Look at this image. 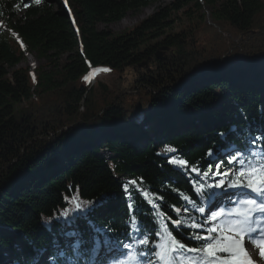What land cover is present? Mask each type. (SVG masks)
I'll use <instances>...</instances> for the list:
<instances>
[{"label":"trees","instance_id":"1","mask_svg":"<svg viewBox=\"0 0 264 264\" xmlns=\"http://www.w3.org/2000/svg\"><path fill=\"white\" fill-rule=\"evenodd\" d=\"M159 1L0 0V264L58 243L55 264H106L77 256L73 234L151 263L167 241L184 246L175 264H214V242L194 237L215 185L248 182L229 162L240 150L264 164V0H175L122 33L98 27ZM26 50L51 68H19Z\"/></svg>","mask_w":264,"mask_h":264},{"label":"snow or ice","instance_id":"2","mask_svg":"<svg viewBox=\"0 0 264 264\" xmlns=\"http://www.w3.org/2000/svg\"><path fill=\"white\" fill-rule=\"evenodd\" d=\"M35 3L39 4L40 0H35ZM96 71H99V69H96ZM87 80L88 77H85ZM210 154V153H209ZM171 162V161H170ZM230 163H239L240 168L243 167V161L239 160V157H236L233 161ZM191 171L195 172L196 169H190ZM239 171V169H237ZM223 175H229L230 173L224 172ZM241 179H243V173L241 174ZM215 187L218 188H224V189H232V188H239V187H246L251 189L252 191H255L259 195H264V174L261 175H255L254 178L249 179L247 183H234L230 180L228 182L225 181L222 177L219 179L218 183L215 185ZM246 206V212H244L242 215L244 216V220L237 225L245 233V236L242 238H236L234 236H218L216 235V229L209 227V229H205L207 232V235L205 236H195V239H204V240H219L218 244H212L208 243L205 245V249L207 253L209 254L210 258L212 260H218L219 264H254L249 251L244 247V240L247 239L249 244L253 245L254 248L259 249V255L261 257H264V232L261 231L260 227L252 228L251 223L255 221L258 214L264 213V203H258L255 199H246L242 202ZM250 206V207H248ZM77 210H82L80 208V205H77ZM200 212H204V209L201 208ZM65 218L68 217L69 213L65 211L62 214ZM211 220L216 219V214L213 213L210 217ZM178 223V222H177ZM196 228H201L200 224L194 225ZM260 236L261 238L259 241H257L256 237ZM227 241V243H225ZM140 243L142 247L147 248L149 247L152 242L147 237H142L140 240ZM74 248L76 249V255L79 256V248L80 244L77 242L74 245ZM100 248L99 241H97L96 248L93 250V252H98ZM184 246L180 245L178 249H173V254H176L178 251H183ZM221 253H227L229 254L228 257H221ZM149 255L148 252H145V257ZM147 264H151V261L149 260Z\"/></svg>","mask_w":264,"mask_h":264},{"label":"rangeland","instance_id":"3","mask_svg":"<svg viewBox=\"0 0 264 264\" xmlns=\"http://www.w3.org/2000/svg\"><path fill=\"white\" fill-rule=\"evenodd\" d=\"M174 1L175 0H161V1L157 2V3H153V4L148 5L147 7L141 8L138 11H135V12H132V13H128L122 20H120L118 22H115V23H112V24H109V25L99 24L98 27L100 29H108V30H110V31H112L113 33H116V34L122 33V32H124V31H126L128 29L134 28L141 21H143L144 19H146L150 15L154 14L159 9L170 5ZM59 3H61L60 5H63L62 4V0ZM58 7H59V5H57V8ZM201 13H208L207 17L205 19V22L208 23V24H211L213 20H212L211 15L209 14L210 13V9L208 7H204L203 10L201 11ZM195 16H197V15H195ZM190 22H192L191 19H188L186 16H183L182 19L175 24V27L180 30L183 26L188 25ZM162 51H164V50H162ZM65 58L66 57L64 56V57H62L60 59V64L65 61ZM45 64H46V60L40 59L39 57L37 58V56H35V54H32L26 60H24V62H22L18 67L19 68H28L29 71H30V67H34L33 68V72H30V73L38 75V74H40L41 69L49 70L51 68V67L46 66ZM98 73H99V71H98ZM248 152L251 153V154H256V155L259 154L258 150H248ZM248 152H246V154ZM105 154L108 155L107 153H105ZM239 158H241V157H239ZM233 160L234 159H232V161ZM233 164H236V163H233ZM239 171H241V170L239 169ZM239 171L236 170V173H238ZM260 173L261 172H259L257 170H254V171H252L250 173L251 174L250 176H251V178H254V174L255 175H260ZM204 216L205 217H209L210 213L207 212ZM217 223L218 222L211 220V221H209L207 226L215 228L216 232H217ZM108 246L111 247V244L108 243ZM155 247H156L157 250L162 252V255H161V257L159 258L158 261L161 262L162 264H171L170 255L168 253L170 245L167 242H158V243L155 244ZM113 251H114L113 255H116V253H118L117 250H115V249ZM252 251H253V249H252ZM58 252L61 255H63V253H64L63 250L60 249V248L58 249ZM93 255L95 256L94 252H93ZM97 256L98 255H96V257ZM132 257L135 258V262L139 261V256L137 254L132 253L131 254V258ZM127 261L128 260H126L124 263H117V264H128ZM38 264H54V261L51 260L50 258H48V256L46 255V257L41 259L38 262ZM217 264H219V262Z\"/></svg>","mask_w":264,"mask_h":264},{"label":"bare ground","instance_id":"4","mask_svg":"<svg viewBox=\"0 0 264 264\" xmlns=\"http://www.w3.org/2000/svg\"><path fill=\"white\" fill-rule=\"evenodd\" d=\"M0 23H1V21H0ZM5 29H6V28H5ZM12 36H14V37L17 39V41H18L19 43L22 44L20 38H18V36H17L14 32H12ZM23 53H24L26 59L30 56V54L27 53V50L24 51ZM33 68H34V67H30V72H33ZM35 71H36V70H35ZM32 75H35V74H32ZM247 154H249V153H247ZM251 258H252V260H253L255 257H254V256H251Z\"/></svg>","mask_w":264,"mask_h":264},{"label":"water","instance_id":"5","mask_svg":"<svg viewBox=\"0 0 264 264\" xmlns=\"http://www.w3.org/2000/svg\"><path fill=\"white\" fill-rule=\"evenodd\" d=\"M50 1H54V0H50ZM89 67H90V70H91V73H92L93 79H94L95 78V72H94L93 68L91 67V65Z\"/></svg>","mask_w":264,"mask_h":264}]
</instances>
